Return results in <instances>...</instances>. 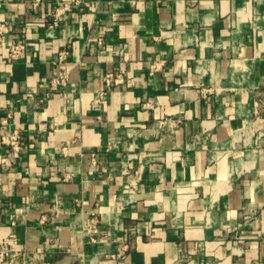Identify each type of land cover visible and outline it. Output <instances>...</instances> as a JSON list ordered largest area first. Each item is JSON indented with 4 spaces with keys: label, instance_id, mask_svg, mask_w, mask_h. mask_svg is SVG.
<instances>
[{
    "label": "crops",
    "instance_id": "1",
    "mask_svg": "<svg viewBox=\"0 0 264 264\" xmlns=\"http://www.w3.org/2000/svg\"><path fill=\"white\" fill-rule=\"evenodd\" d=\"M72 2L0 0V136L22 139L0 169L14 264H264V0ZM107 72L130 84L106 89Z\"/></svg>",
    "mask_w": 264,
    "mask_h": 264
},
{
    "label": "built area",
    "instance_id": "2",
    "mask_svg": "<svg viewBox=\"0 0 264 264\" xmlns=\"http://www.w3.org/2000/svg\"><path fill=\"white\" fill-rule=\"evenodd\" d=\"M39 0H34L33 5H36ZM82 0H73V4H80ZM70 10V2H63L60 4L53 13L54 24L56 18L63 12ZM98 44L101 45V39H98ZM25 46L23 44H14L9 47V56L11 58H17L22 55ZM67 55L66 51L58 52L56 59L53 61L54 65L58 67L57 73L50 77L48 81L49 89L52 91H59L61 88L65 87L68 83V71L63 67V61ZM154 67V66H152ZM104 87L106 89L111 88L119 84H130V80H125L121 73L107 72L103 78ZM103 91L99 92L94 100V104L101 103L103 98ZM22 139L19 131L13 130L10 133L3 134L0 136V142L7 148V151L4 155L0 157V169L2 171L7 170L12 166V164L19 157L20 151L22 149ZM90 164L92 167L96 165V151L89 152ZM10 225L14 226L16 224V216H10L9 218ZM43 221V218L42 220ZM84 235L89 239L90 242L96 243V234L98 233V224L94 216H91L86 220L85 225L82 227ZM99 241H102L99 239ZM17 244V238L14 233H10L0 242V263L7 260L8 264H14V259L11 257V250L14 245ZM127 245H123L115 253L104 255L105 258L111 259H123L125 257V251Z\"/></svg>",
    "mask_w": 264,
    "mask_h": 264
}]
</instances>
